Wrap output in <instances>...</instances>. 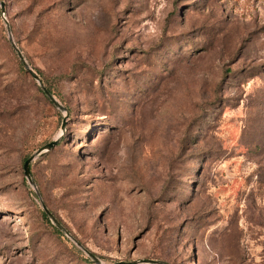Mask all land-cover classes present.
I'll return each instance as SVG.
<instances>
[{"label":"rangeland","instance_id":"1","mask_svg":"<svg viewBox=\"0 0 264 264\" xmlns=\"http://www.w3.org/2000/svg\"><path fill=\"white\" fill-rule=\"evenodd\" d=\"M0 2V264H264V0Z\"/></svg>","mask_w":264,"mask_h":264},{"label":"water","instance_id":"2","mask_svg":"<svg viewBox=\"0 0 264 264\" xmlns=\"http://www.w3.org/2000/svg\"><path fill=\"white\" fill-rule=\"evenodd\" d=\"M0 8L1 11H4V4L3 2H0ZM10 43L18 57V59L20 60V62L22 63V65L24 66V68L26 69V71L30 74V76L36 80L41 88L43 93L48 97V99L54 104L56 105L58 108L62 109L63 107L60 105V103H58V101L54 98L53 94L47 89L46 86H44V84L42 83V80L40 78V76L28 65L22 51L20 50V48L16 45V43L12 40V38L10 39ZM65 123H66V117H64L62 119V123H61V130H64L65 128ZM59 138L52 140L46 144H44L42 147H40L37 151L35 155H40L43 154L45 152H47L48 150H50L52 147H54L57 142H58ZM34 158L33 155L29 156L28 158H26L23 162V171H24V176L26 177L27 181L34 185V181L30 175V170H29V163L32 161V159ZM42 209L43 211L46 213V215L49 217V219L58 227H61V225L58 223L57 219L54 217V215L49 211V209L46 207L45 204H42ZM64 232L66 234H68V231L64 230ZM77 245H80L79 243H77ZM84 251L92 258V259H97L92 253H90L89 251H87L86 249H84ZM157 261L155 260H132V261H120L116 264H141V263H152L155 264Z\"/></svg>","mask_w":264,"mask_h":264},{"label":"trees","instance_id":"3","mask_svg":"<svg viewBox=\"0 0 264 264\" xmlns=\"http://www.w3.org/2000/svg\"><path fill=\"white\" fill-rule=\"evenodd\" d=\"M49 91H50V89L49 88H47ZM51 92V91H50ZM58 143V142H57ZM57 145V144H56ZM29 170H30V167H29ZM44 216L45 217H48L47 215H46V213L44 212Z\"/></svg>","mask_w":264,"mask_h":264}]
</instances>
